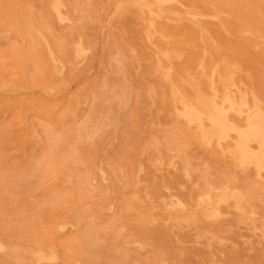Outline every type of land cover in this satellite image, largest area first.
<instances>
[{
  "label": "bare ground",
  "instance_id": "obj_1",
  "mask_svg": "<svg viewBox=\"0 0 264 264\" xmlns=\"http://www.w3.org/2000/svg\"><path fill=\"white\" fill-rule=\"evenodd\" d=\"M86 3L92 11H83ZM45 8L54 29L38 26L27 12L17 17L15 31L0 28L1 37L13 33L33 46L31 61L50 78L40 83L45 99L74 78L71 69H87L91 85L106 87L101 69L116 47L144 86L142 126L148 133L131 170L106 158L92 168L102 183L97 199L107 216L106 231L124 212L148 236L169 240L173 228L189 226L213 237L223 233L219 244L249 251L251 241L233 235L264 229V217L256 216V209L264 211V0H45ZM117 73L122 96L116 107L127 108L136 90ZM26 88L0 85V110L15 109L7 99ZM23 105L38 108L31 99ZM110 124L105 117L98 130ZM86 184L68 170L51 187L70 198ZM112 189L115 205L107 201ZM70 227L77 229L76 222L64 219L54 228L56 236ZM128 231L115 229L118 247L141 248ZM60 262L59 247L50 238L24 249L0 223V264Z\"/></svg>",
  "mask_w": 264,
  "mask_h": 264
},
{
  "label": "rangeland",
  "instance_id": "obj_2",
  "mask_svg": "<svg viewBox=\"0 0 264 264\" xmlns=\"http://www.w3.org/2000/svg\"><path fill=\"white\" fill-rule=\"evenodd\" d=\"M86 1L93 0L78 3ZM92 9L88 3L83 7V11ZM26 12L38 26L55 28L45 0H0V28L15 31L17 17ZM35 53L28 40L13 33L8 38L0 36V85L27 87L18 97L7 99L15 109L6 103L8 108L0 110V223L12 242L29 249L48 237L59 247L60 264H264V229L234 232L236 239L251 241L249 251L232 250L228 242L219 244L216 239H224L223 233L213 237L189 226L173 228L169 240L148 236L136 230L129 223L131 215L124 212L117 225L106 231L107 216L97 199V186L102 183L92 168L106 158L131 170L137 148L148 133L142 126L141 107L147 104L144 86L133 78L116 47L109 49L101 69V80H108L106 87L91 85L87 69H71L69 75L74 78L45 99L40 83L46 84L50 78L31 61ZM117 72L136 90L127 108L116 107L122 96ZM82 84L87 89L81 88ZM27 99L35 101L38 108L23 105ZM105 117L111 124L98 130ZM68 170L87 183L78 186L77 194L70 198L51 187L54 179ZM107 194V201L115 205L116 190ZM260 204L264 205V200ZM256 211L257 217H264L261 208ZM68 218L76 222L77 229L67 228L57 237L55 226ZM161 224L171 227L174 221ZM119 226L130 230L129 236L137 237L141 248L118 247L112 237Z\"/></svg>",
  "mask_w": 264,
  "mask_h": 264
}]
</instances>
